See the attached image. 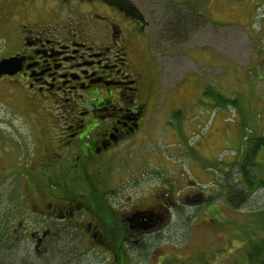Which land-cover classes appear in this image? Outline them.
<instances>
[{"label":"rangeland","instance_id":"1","mask_svg":"<svg viewBox=\"0 0 264 264\" xmlns=\"http://www.w3.org/2000/svg\"><path fill=\"white\" fill-rule=\"evenodd\" d=\"M131 1L149 23L159 93L147 135L118 145L116 158L109 153L108 164L100 166L108 175L107 199L122 214L130 200L151 201L159 188L161 194L171 191L167 199H180L166 205L156 230L120 234V247L108 249L96 244L99 233L81 228L97 222L87 210L76 211L66 224L34 211L38 185L21 166L18 176L10 174L0 184V264H249L252 244L264 242V183H258L264 178V146L257 169L250 166L246 174H254L253 187L243 182L236 163L249 139L264 134V0ZM171 4L185 12L179 36L165 30L163 17L176 16ZM194 11L204 18L192 16ZM218 94L227 98L217 99ZM8 115L0 98V121ZM12 137L19 142L20 166L24 152L32 155L35 148L25 135L27 145ZM61 169L55 175H68L67 188L77 191L87 192V173L92 181L101 178L91 164L74 165L66 174ZM232 186L243 197L231 194ZM40 189L47 194L46 185ZM6 221L21 222L23 232L5 234ZM49 224L72 229L54 228L37 247L31 231L42 233Z\"/></svg>","mask_w":264,"mask_h":264},{"label":"flooded vegetation","instance_id":"2","mask_svg":"<svg viewBox=\"0 0 264 264\" xmlns=\"http://www.w3.org/2000/svg\"><path fill=\"white\" fill-rule=\"evenodd\" d=\"M147 26L131 0H0V98L9 111L0 121V184L26 168L39 190L31 208L42 211L43 218L66 224L76 211L89 212L76 196L62 193L68 175H55L56 167L66 174L74 165L98 166L109 202L108 175L100 166L108 164L118 145L150 130L159 79ZM13 134L23 145L22 136L30 138L35 148L32 155L24 152L20 166ZM45 185L47 194L40 189ZM162 191L155 190L151 201L130 200L124 214L109 202L123 216V227L113 230L130 236L156 230L166 217V205L180 199H167L171 191ZM96 224L89 221L81 228L101 234ZM22 225L6 221L5 234L22 233ZM54 228L72 229L49 224L42 233L31 231L37 247Z\"/></svg>","mask_w":264,"mask_h":264},{"label":"trees","instance_id":"3","mask_svg":"<svg viewBox=\"0 0 264 264\" xmlns=\"http://www.w3.org/2000/svg\"><path fill=\"white\" fill-rule=\"evenodd\" d=\"M171 9L176 10L173 15H176L174 18L172 15L170 16H164L163 17V22H166L164 24L166 26L165 30H169V32L175 33L177 36L180 35L179 29H180V23L185 20L183 18V14L185 13L184 11L178 10L176 8V5L171 4ZM192 16L198 17L200 20L204 18L203 12L200 11H194ZM190 16V17H192ZM173 18V19H172ZM226 99L227 97L224 98L222 94L217 95V99ZM230 100V99H228ZM236 99H234L235 101ZM230 101H233L232 99ZM233 101V102H234ZM250 144L246 145L244 149L242 150L241 154L237 158V164L241 168V175L244 177L243 182H246L248 186L253 187L254 184L256 183V180L254 179V174L252 177L247 176L246 174L249 173L250 166H255L257 169L258 162L256 160L258 151L260 150L261 146H264V134H259L258 137L256 138H251L249 139ZM85 182L86 185H88L87 192L84 190H78L75 188H67L66 191H62V193L65 194H70L76 196L75 200L77 202L83 203L88 207V210L92 217H94L97 222L99 221L100 227L102 228L101 234H99L97 237V242L100 244H103L105 247L108 249L112 248H119V239L118 236L121 237L120 234H125L122 232L120 229H114L113 227L115 226H121L123 227V216L122 214L116 213L112 208L111 204L107 202L106 196L107 193L105 192L104 189V183L102 178L99 180L92 181L90 179V175L87 173L85 177ZM259 185H262L264 183V178H261L258 180ZM84 184V182H83ZM231 189L230 193L235 195H238L239 198H241V195L243 197V192L242 189H235L234 186ZM261 218H262V223L264 225V210L261 212ZM122 242V241H121ZM124 243V242H123ZM248 262L249 264H264V242L260 243H255L252 244L249 252H248Z\"/></svg>","mask_w":264,"mask_h":264},{"label":"water","instance_id":"4","mask_svg":"<svg viewBox=\"0 0 264 264\" xmlns=\"http://www.w3.org/2000/svg\"><path fill=\"white\" fill-rule=\"evenodd\" d=\"M4 63V61H1V65Z\"/></svg>","mask_w":264,"mask_h":264}]
</instances>
